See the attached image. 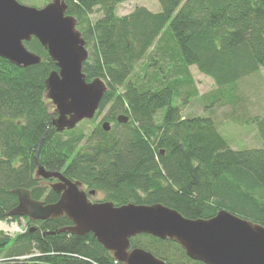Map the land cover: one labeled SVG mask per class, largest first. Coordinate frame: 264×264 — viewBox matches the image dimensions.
I'll use <instances>...</instances> for the list:
<instances>
[{
    "label": "trees",
    "instance_id": "1",
    "mask_svg": "<svg viewBox=\"0 0 264 264\" xmlns=\"http://www.w3.org/2000/svg\"><path fill=\"white\" fill-rule=\"evenodd\" d=\"M64 1L86 43L82 73L87 82L101 79L106 92L93 120L59 133L45 98L46 78L57 70L47 51L33 38L24 45L38 65L0 58V222L19 220L8 215L17 206L13 190L44 198L39 163L115 206L161 204L203 220L225 210L264 227V114L231 117L260 139V147L242 149L231 147L212 117L182 116L197 96L190 67L213 81L209 97L220 105H233L237 84L264 70V0H157L159 12L137 7L125 16L116 14L123 0ZM122 114L125 124L116 121ZM25 220L26 231L14 238L0 232V264H120L91 233L48 234L67 227L65 217ZM130 246L166 264H203L170 240L137 235Z\"/></svg>",
    "mask_w": 264,
    "mask_h": 264
},
{
    "label": "water",
    "instance_id": "2",
    "mask_svg": "<svg viewBox=\"0 0 264 264\" xmlns=\"http://www.w3.org/2000/svg\"><path fill=\"white\" fill-rule=\"evenodd\" d=\"M64 0H51L42 8L23 5L18 0H0V58L16 67L36 66L41 58L28 51L25 43L35 38L55 63L56 71L46 78V95L55 109L52 126L59 133L91 121L106 92L101 79L87 82L82 68L88 58L86 43L77 30V21L66 14ZM128 116L116 121L125 124ZM109 132L111 126L103 122ZM35 176L57 179L52 191L61 193L55 204L44 205L25 189H15L17 206L9 217H26L30 222L67 218L71 226L56 233L84 236L96 241L120 264H166L152 253L131 248L130 239L149 235L177 243L185 255L203 264H264V227L220 210L214 217L188 219L161 204L115 206L112 202L91 203L80 182H71L59 172H50L39 163ZM67 186V187H66ZM94 195L95 191H91ZM35 227L30 228L33 233Z\"/></svg>",
    "mask_w": 264,
    "mask_h": 264
},
{
    "label": "rangeland",
    "instance_id": "3",
    "mask_svg": "<svg viewBox=\"0 0 264 264\" xmlns=\"http://www.w3.org/2000/svg\"><path fill=\"white\" fill-rule=\"evenodd\" d=\"M50 1L51 0H18V2L23 5L36 8H42ZM137 7H144L151 12H159L161 10L157 0H123L118 5L116 14L118 16H125ZM100 16L101 13L95 12L92 15V20L95 21ZM146 63V59L138 63L135 67V72H140ZM189 71L194 80L197 96L191 99L186 106H182L180 100L177 101V103L182 106V116L212 117L218 124L220 132L230 140V145L233 149L260 147V139L257 137L254 127H243V125L238 124L237 121L234 122L231 117H238L239 121L241 118H246L245 116H261L264 114V70H260L257 74L249 76L237 84L235 93L236 101L233 105L229 103L224 105H220L218 102L213 103V99L209 97V95L216 90L213 81L198 73L195 67H190ZM107 110L108 107L102 111L92 125H87L85 128L86 133L92 126H96L102 122L107 114ZM40 186L44 187L43 184H40ZM92 200L103 201L104 195L101 193L96 194L92 197ZM13 225L18 227L17 231L11 230ZM26 229L27 222L24 219L16 220L15 222L5 221L0 223V232L9 238H14L18 234L24 233Z\"/></svg>",
    "mask_w": 264,
    "mask_h": 264
},
{
    "label": "flooded vegetation",
    "instance_id": "4",
    "mask_svg": "<svg viewBox=\"0 0 264 264\" xmlns=\"http://www.w3.org/2000/svg\"><path fill=\"white\" fill-rule=\"evenodd\" d=\"M65 177V176H64ZM66 178V177H65ZM40 179V184H43V188H47L46 189V193L44 195V198H40L39 200H36V201H40L42 202L44 205H50V204H55L56 202L59 201V199L61 198V195L63 193V191H61V193H56L54 191H52L51 189V185L55 184L58 182L57 179H48V180H44L42 178H39ZM67 180L71 181V182H75L74 180H71V179H68L66 178ZM67 187V186H66ZM81 191H84L87 195V198L90 202H98V201H94L92 200V197H94L96 194H99V192H95L94 195H90L89 193L91 192V190H89L86 186L82 185L81 188H80ZM49 199H48V198ZM32 198V197H31ZM47 198V199H46ZM19 218V217H18ZM61 218H64V217H61ZM70 222V221H69ZM33 225V224H32ZM72 224H68V226H71ZM35 226V225H34Z\"/></svg>",
    "mask_w": 264,
    "mask_h": 264
},
{
    "label": "bare ground",
    "instance_id": "5",
    "mask_svg": "<svg viewBox=\"0 0 264 264\" xmlns=\"http://www.w3.org/2000/svg\"><path fill=\"white\" fill-rule=\"evenodd\" d=\"M11 230H12V231H17V230H18V227L13 225V226L11 227Z\"/></svg>",
    "mask_w": 264,
    "mask_h": 264
}]
</instances>
